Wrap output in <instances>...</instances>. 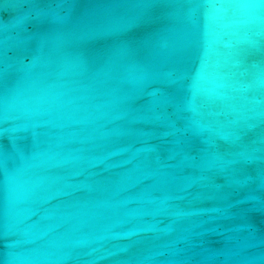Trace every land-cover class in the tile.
Returning <instances> with one entry per match:
<instances>
[{
  "label": "water",
  "instance_id": "1",
  "mask_svg": "<svg viewBox=\"0 0 264 264\" xmlns=\"http://www.w3.org/2000/svg\"><path fill=\"white\" fill-rule=\"evenodd\" d=\"M0 264H264V0H0Z\"/></svg>",
  "mask_w": 264,
  "mask_h": 264
}]
</instances>
